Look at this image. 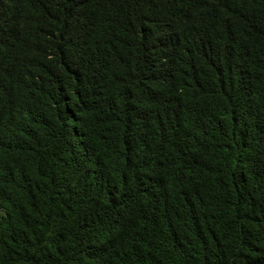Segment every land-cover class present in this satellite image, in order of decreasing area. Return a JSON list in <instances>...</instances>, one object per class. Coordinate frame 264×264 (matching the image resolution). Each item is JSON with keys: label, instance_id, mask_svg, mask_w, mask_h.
Returning a JSON list of instances; mask_svg holds the SVG:
<instances>
[{"label": "trees", "instance_id": "1", "mask_svg": "<svg viewBox=\"0 0 264 264\" xmlns=\"http://www.w3.org/2000/svg\"><path fill=\"white\" fill-rule=\"evenodd\" d=\"M0 264H264V0H0Z\"/></svg>", "mask_w": 264, "mask_h": 264}]
</instances>
